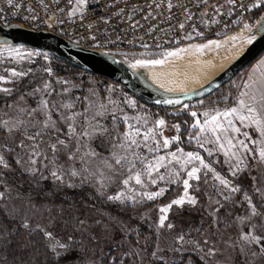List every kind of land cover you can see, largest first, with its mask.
I'll return each instance as SVG.
<instances>
[{
  "label": "rangeland",
  "instance_id": "rangeland-1",
  "mask_svg": "<svg viewBox=\"0 0 264 264\" xmlns=\"http://www.w3.org/2000/svg\"><path fill=\"white\" fill-rule=\"evenodd\" d=\"M262 31L264 11L218 38L189 40L166 52L117 57L129 64L152 60H162L164 63L191 48L207 46L215 39L223 41L229 35L242 34L241 39L216 50L222 53L240 45L246 48ZM169 52L176 54L166 55ZM163 63L140 64V67L159 70ZM57 66L58 63L48 52L14 45L10 40L0 38V77H3L0 79V155L8 165H0V192L4 193V199L0 200V234H3V239H0V264H194L191 258L181 262L184 253L195 254L203 264H264V255L252 256L253 251L259 252L258 245L253 244L249 248L240 241V236L250 231L264 235V161L258 157L262 145L249 143L250 148L256 149L252 154L242 150L244 159L239 169L235 167L236 158L230 159L218 145H205L212 151L211 157L218 167L204 159L214 171L201 168L199 180H189L191 187L187 192L195 198L196 203L173 205L166 214L164 226L159 224L160 217L165 215L160 209L183 196L185 188L182 181L188 179L187 172L200 166L198 161L184 167L176 161L168 163L171 160L169 154L177 152L180 155L178 149L183 148L174 147L179 141H173L165 148L162 141L164 138H181L185 124L168 121L164 114L187 113L192 118L187 141L210 156L195 140H189V137L198 134V129H193L191 125L197 118L203 123L205 117L202 113L206 111L211 113L213 110L231 108L226 94L229 95L233 89L237 75L206 98L186 101L179 107L160 111L120 84L83 71L57 75ZM13 71L23 75L13 76ZM46 85L49 87L45 88ZM45 100L48 101L56 130L45 127L46 113L42 109ZM68 103L75 107L64 108L63 105ZM101 104L104 105L103 109L99 107ZM86 109L89 117L97 112L103 113L96 115L92 122L108 129L104 135L97 134L92 138L70 135L69 125L72 121L62 118L73 113H84ZM192 112H196L197 117H193ZM113 113L118 118L128 116L136 119L127 122L117 119L113 122ZM159 120L165 122L163 127L157 124ZM4 122H7L6 127ZM84 123L82 117H77V133ZM128 123L140 129L138 141H143V133L148 130H152L156 140L161 141L160 150L155 153L148 152L143 146L136 149L148 159L160 155L166 157L167 168L153 172L151 178L143 174L141 164L137 163L130 173L127 168L115 164L112 158L114 152H119L117 145L122 142L121 134L128 131ZM236 123L242 131H249L252 139L258 138V131L254 128L245 129L239 121ZM37 131L41 135L36 137V141L29 140L28 137ZM239 138L243 139L242 136ZM57 139L64 140L67 148L58 144V150L53 153L50 145L56 143ZM41 141L39 148L43 154L32 166L29 164L31 146ZM146 143L149 147L156 146L152 140ZM21 144L25 147L22 148ZM183 150L185 153L198 152L203 157L197 150ZM92 152L96 155H85ZM69 154H73L72 159H69ZM103 161L112 164V168L105 167ZM31 167L39 171L31 175L26 171ZM58 169L63 171V182L51 176V171ZM173 169L180 173L178 178L172 174ZM71 170L78 174L70 175ZM18 171L26 176L27 181L18 178ZM137 171L141 172L144 184L138 185L132 179L127 186L124 185L123 181ZM221 171L229 173L231 178L245 181L250 192L241 190L238 182L225 177ZM233 172L236 174L233 175ZM216 174L228 180L229 185H221L215 179ZM160 175L166 176V179L159 180ZM151 179H156L157 183L152 184ZM232 187L239 191H231ZM161 189L164 193L156 199L148 200L143 195ZM75 190L82 192L73 193ZM121 192L133 196L138 202L108 199ZM164 197L167 198L163 201ZM253 205L257 215L252 214ZM25 221L29 229L22 227ZM168 224L173 227L168 228ZM44 232H51L54 239L45 237ZM181 235L184 236L183 243L178 241ZM188 241L199 242V248L203 250H197ZM41 243L45 246L42 247ZM59 244L68 245V251L60 248ZM150 246H153L151 261L146 253ZM209 248L215 249V255L208 254Z\"/></svg>",
  "mask_w": 264,
  "mask_h": 264
},
{
  "label": "built area",
  "instance_id": "built-area-1",
  "mask_svg": "<svg viewBox=\"0 0 264 264\" xmlns=\"http://www.w3.org/2000/svg\"><path fill=\"white\" fill-rule=\"evenodd\" d=\"M260 8L264 11V0H0V22L46 31L85 49L132 57L221 37Z\"/></svg>",
  "mask_w": 264,
  "mask_h": 264
},
{
  "label": "snow or ice",
  "instance_id": "snow-or-ice-1",
  "mask_svg": "<svg viewBox=\"0 0 264 264\" xmlns=\"http://www.w3.org/2000/svg\"><path fill=\"white\" fill-rule=\"evenodd\" d=\"M9 4L13 3V0H7ZM231 2V0H230ZM78 4H84L86 3V0H77ZM171 6V5H170ZM13 51H17L16 49H13ZM174 52H169L166 55H175ZM31 55V53H29ZM137 63L141 64L142 66H146L148 63L151 64H160L163 63L162 60H152V61H137ZM13 76L17 75H23V73H17L13 71ZM0 79H3V77H0ZM256 81H252V83H249L246 85L250 91H245L240 93V98L238 100V106L231 107L229 109L225 110H213V112H204L202 115L205 117L203 123H201V120L199 118L196 119L195 123L191 125L193 129H198V134H194L193 136L189 137V140H195V143L199 145L200 148H204L205 151L208 152V155H212V151L205 148V145L207 144H213L218 145L220 150H223L224 154L231 158H236L237 164L235 165L236 168L239 169L240 164L243 163L244 157L242 156L241 152L243 150L244 153L252 154L256 151L255 148H250L249 143L252 145H262L259 147L258 151V157L260 160L264 161V87L261 88H254V84ZM49 86L46 85L45 88H48ZM4 91H8V89H3ZM245 97L247 99H245ZM134 104V102H132ZM64 108L66 109H72L75 107L73 104H64ZM91 107V106H90ZM101 109L104 108V105L99 106ZM42 109L46 113V120L44 122L45 127H50L53 130L55 129V122L52 121L50 110L48 108V101L45 100L42 102ZM87 109L84 113H73L70 116L63 117L62 119H66L68 121H72V123L69 125V133L71 136L74 137H83V138H92L95 135H104L108 129L106 127H103L99 124H94L92 121L95 120L96 115H102V112H97L93 116L89 117L87 115ZM191 115L193 117H197L196 112H192ZM77 117H82L84 120V125L81 127V130L79 133H77V128L75 126V121ZM117 119H121L124 122H127L129 119H136V118H129L128 116H122L117 117L113 113V122H115ZM236 121H239L240 125L243 126V128H254L256 131H258V138L252 139V136L250 135L249 131H242L241 127L237 126ZM164 121L159 120L157 124L160 127L164 126ZM4 126H7V122H4ZM178 127V126H177ZM128 131L121 134L120 142L117 147L119 149V152L113 153V159L115 161V164L120 165L122 168H127V170L131 173L133 169L136 168L137 163L141 164L143 166V174L148 176L149 178L152 177L153 172H159L161 168H167V164L165 163L166 157L163 155L155 156L153 159H148L143 155L141 152H137L136 149L143 146V148H146L148 152L155 153L160 150V144L161 141L156 140L155 134L152 130H148L143 133V141H138L137 137L141 136V131L138 127H136L132 123L127 124ZM41 133L37 131L35 135L29 136V140L36 141V137L40 136ZM242 136L243 139H240L239 137ZM180 137H174L173 139L164 138L162 141V144L165 148L169 147L173 141H179ZM152 140L155 143V147H149L146 141ZM248 141V143H246ZM41 142L34 143L31 146L30 152H29V164L34 166L37 163V158L41 156L43 153L40 151L39 144ZM63 145L65 148H67V144L64 140L57 139V142L50 145V148L53 153H55L57 149V145ZM22 148L25 147V145H20ZM77 151H79V148H77ZM178 152L180 155L177 154V152H171L169 155L171 157V160L168 161V163H171L172 161H176L177 163L181 164V167H184L187 164L192 163L193 161L199 162V167H194L190 171L187 172L188 179H184L182 181L185 192L183 196L179 199L173 200L171 204H168L167 206L160 209L161 213H164L165 215H162L159 220V224L161 227L164 226L165 220H167V213L169 210L173 207V205L177 206H183L185 202L189 204H195L196 200L194 197L189 196L187 189L191 187V184L189 183L190 179H197L199 180L198 173L200 172L201 168L207 169L208 171H214V169L211 168L210 164L206 163L204 158L198 153V152H187L185 153L183 149H178ZM85 155H96L94 152L92 153H86ZM47 159V156L44 157ZM73 158V154H69V159ZM253 158H256L255 156ZM54 162V161H53ZM19 163V161H17ZM105 167L111 169L112 164L108 163V161H103ZM0 165H3L4 167H8L7 163L4 161V157L0 155ZM26 171H29L31 175H35L39 169H36L35 167H31L29 169H26ZM78 173L75 170H71L70 175L76 176ZM95 174V173H92ZM172 174H174L175 177H179L180 173L176 172L175 169L172 170ZM236 173L233 172V175ZM51 176L55 180H60L63 182L64 176L62 169L53 170L51 171ZM134 179L135 183L138 185H143L144 181L141 179V172L137 171L134 175H129L128 179H125L123 181L124 185H128L129 181ZM166 179V176L160 175L159 180L163 181ZM215 179L220 182L221 185L228 186L229 181L222 178L219 174H216ZM175 182V181H172ZM152 184H156V179H151ZM101 185L103 186V181H101ZM231 191L237 192L239 191L238 188L232 187ZM164 193V190L161 189L160 191L153 192V193H144V197H146L148 200L156 199L160 196H162ZM4 199V193L0 192V200ZM109 200L113 201H121L124 200L132 201V202H138L134 199L133 196L128 195L126 196L124 192L119 193L116 196H109ZM249 203H251L249 199ZM253 208V215H257L255 211V206H252ZM83 223V221H81ZM22 227L25 229H29V224L25 221L22 223ZM106 227V226H105ZM173 225L168 224V228H172ZM37 228L39 229V226L37 225ZM43 235L49 239H54L52 237L51 232H44ZM0 239H3V234H0ZM178 241L183 243L184 236L181 235L178 237ZM240 241L245 245V247H249L253 244L259 246V252L253 251L252 256L257 255H264V235H256L253 232H249L246 234H242L240 236ZM188 243H192L197 250L202 251L203 249L199 248V242H193L188 241ZM205 244L208 243L207 240L204 241ZM59 247L64 249L66 252L68 251V245L66 244H59ZM179 251V249H176ZM241 251L243 252L244 249L242 248ZM209 255H215V249L209 248L208 249ZM153 255L155 256V252H153ZM203 259V258H202Z\"/></svg>",
  "mask_w": 264,
  "mask_h": 264
},
{
  "label": "water",
  "instance_id": "water-1",
  "mask_svg": "<svg viewBox=\"0 0 264 264\" xmlns=\"http://www.w3.org/2000/svg\"><path fill=\"white\" fill-rule=\"evenodd\" d=\"M0 38L10 40L14 45L48 52L83 71L120 84L150 106L161 108L176 107L186 101L193 102L208 97L264 52L262 31L226 69L206 85L186 94L163 95L143 85L128 64L117 56L73 45L52 33L26 29L18 25H4L0 22Z\"/></svg>",
  "mask_w": 264,
  "mask_h": 264
},
{
  "label": "bare ground",
  "instance_id": "bare-ground-1",
  "mask_svg": "<svg viewBox=\"0 0 264 264\" xmlns=\"http://www.w3.org/2000/svg\"><path fill=\"white\" fill-rule=\"evenodd\" d=\"M241 36L242 34L238 33L229 35L223 41L217 39H215L217 42L206 41L209 43L207 46L191 48L184 54L165 61L159 70L144 69L137 62L127 64L147 88L163 95L186 94L206 85L244 51L245 46L240 45L227 52H216ZM134 64L139 66L136 67Z\"/></svg>",
  "mask_w": 264,
  "mask_h": 264
},
{
  "label": "trees",
  "instance_id": "trees-1",
  "mask_svg": "<svg viewBox=\"0 0 264 264\" xmlns=\"http://www.w3.org/2000/svg\"><path fill=\"white\" fill-rule=\"evenodd\" d=\"M262 10H263V8L262 9L260 8V9L256 10L253 16H258ZM51 57L58 63V66L56 68V74L57 75L58 74H64V73H67V72L83 71L82 69L76 67L75 65H73V64H71V63H69V62H67L65 60H62V59H60V58H58V57H56L54 55H51ZM83 72H87V71H83ZM87 73H89V72H87ZM90 74H92V73H90ZM93 75H95V74H93ZM96 76H98V75H96ZM98 77L106 79L105 77H101V76H98ZM106 80L111 81L109 79H106ZM152 107L159 108L160 111H164V109L161 108V107H156V106H152ZM164 116H165V118L168 121H173V122L181 121L183 124H185L184 129L181 131V135H180L181 138L179 140V144L178 145H174V147L180 146V147H182L185 150H197V151H199L203 155V157H204V159L206 161H208L210 164H212L216 168L218 167L217 166V163L213 162V159H212L211 156H207L206 153H204L201 149H199L197 146H195L191 142L187 141L186 135L189 132V126H190V124L192 122V118L187 113H181V114H177V115H174V114H166L165 113ZM219 165H222V164L220 163ZM221 173L225 177L230 178V179H232L235 182H238L241 190H247L248 192H250V187L242 179L231 178L230 175H229V173H227L226 171H221ZM17 176L20 179H22V178L25 179V177H26L23 173L21 174L20 171H18ZM25 180L27 181V179H25ZM78 192H82V191H78V190L73 191V193H78ZM253 197H255V195H253ZM166 198L167 197H164L162 200L164 201ZM146 230L147 229H145V231ZM140 232H143V231H140ZM41 246L44 247L45 244L43 245L41 243ZM152 250H153V246L147 247V249H146V253H147V256L149 257V260L150 261H151L150 256H151ZM187 258H191L193 260V263L194 264H203L202 262H200L197 259V256L195 254H193V253H184L182 255L181 262L182 263L185 262ZM173 264H176V263H173Z\"/></svg>",
  "mask_w": 264,
  "mask_h": 264
},
{
  "label": "crops",
  "instance_id": "crops-1",
  "mask_svg": "<svg viewBox=\"0 0 264 264\" xmlns=\"http://www.w3.org/2000/svg\"><path fill=\"white\" fill-rule=\"evenodd\" d=\"M253 80L256 81L254 88L264 87V52L256 57L236 76L233 89L229 92V95L226 94V96H228V105L230 107L238 106L240 93L250 91L246 85L252 83ZM245 99L247 98L245 97Z\"/></svg>",
  "mask_w": 264,
  "mask_h": 264
}]
</instances>
